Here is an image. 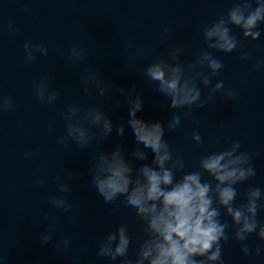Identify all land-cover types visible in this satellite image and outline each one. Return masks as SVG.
<instances>
[{"label": "clouds", "instance_id": "clouds-1", "mask_svg": "<svg viewBox=\"0 0 264 264\" xmlns=\"http://www.w3.org/2000/svg\"><path fill=\"white\" fill-rule=\"evenodd\" d=\"M262 25L264 0H232L226 15L203 26L204 47L191 62H183L185 49L177 45L157 55L142 69L151 90L168 101L165 107L172 114L166 125L138 116L144 110V94L135 86L119 89L127 104L128 118L118 124L101 105H67L62 113L64 132L56 137V144L65 149L72 144L80 149L95 145L97 151L88 167L91 186L106 205L112 206L113 214L122 203L134 210L136 222L141 225L131 255L133 237L125 222L103 235L96 248L98 257L106 258L110 264H224V247L232 242L240 245L245 258L264 257V220L258 219L264 211V188L250 185L243 192L239 190V186L257 175L253 163L255 154L242 150L240 140H233L220 150L201 153L195 170L186 171L184 156L174 151L165 139L166 131L176 132L184 120L192 118L194 109H205L215 102L217 94L224 102L238 101L237 90L225 87L223 79L213 83L224 68L215 53L229 55L239 49L241 61L251 60L252 52L241 46L232 29H239L242 39L255 42L261 37ZM19 31V26L9 20L8 36L15 37ZM171 31L170 26H165L160 33L161 41L168 39ZM123 47L127 64L145 54L132 40L126 41ZM23 49V62L28 66L50 54L49 46L43 42L26 40ZM54 51L63 56L69 66L87 64L79 77L83 93L112 96V82L106 81L99 70L88 63L87 50L79 42H73L67 52L62 47ZM251 70L264 72V57L252 63ZM51 79L42 76L32 82L41 104H55L61 95L60 89L51 86ZM203 90H207V94ZM119 103L117 100L116 105ZM16 107L13 95L0 92V115ZM127 129H131L132 147L124 142ZM114 132L120 139L110 150H104V143ZM190 140L197 147L205 142L199 129L191 132ZM219 142L217 138L216 143ZM38 153L36 149L23 156L27 160ZM77 176L75 171H58L54 177L56 191L48 196L49 205L61 213L71 214L68 219L73 224L79 222V217L72 214L70 180ZM46 180V176L38 175L35 187H44ZM59 219L58 215L51 214L43 217L46 227L39 241L41 245L55 241L53 247L58 254L68 253L72 248L71 238H56ZM253 235L259 241L254 247L248 243ZM4 260L0 250V264ZM70 264H83V259L79 254L73 255Z\"/></svg>", "mask_w": 264, "mask_h": 264}]
</instances>
